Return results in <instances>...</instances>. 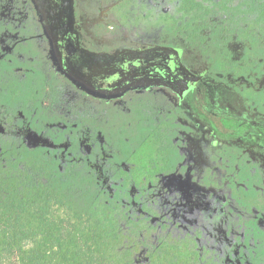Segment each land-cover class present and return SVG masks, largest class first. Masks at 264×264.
<instances>
[{"label": "flooded vegetation", "instance_id": "obj_1", "mask_svg": "<svg viewBox=\"0 0 264 264\" xmlns=\"http://www.w3.org/2000/svg\"><path fill=\"white\" fill-rule=\"evenodd\" d=\"M243 12L211 0H0L3 91L45 83L37 110L32 99L0 113L1 138L80 156L105 179L143 149L147 172L161 166L131 190L142 235H190L222 264H264V31L259 50L239 40Z\"/></svg>", "mask_w": 264, "mask_h": 264}, {"label": "trees", "instance_id": "obj_2", "mask_svg": "<svg viewBox=\"0 0 264 264\" xmlns=\"http://www.w3.org/2000/svg\"><path fill=\"white\" fill-rule=\"evenodd\" d=\"M211 2L215 9L236 10L237 18H241L239 11H251L242 13V26L247 25V31L241 32L239 25L236 36L239 40L247 36L259 50L264 0ZM196 8L190 3L189 9ZM197 36L204 44L197 47L205 53L211 40L206 35ZM6 70L16 78L11 69ZM1 82L0 113L17 114L12 107L23 100L33 99V108H39L45 85L42 77L25 82V95H19L15 86L4 92ZM12 84L17 85V79ZM131 148L127 144L119 147L128 159L132 158ZM67 153L74 155L75 147ZM139 153L134 156L139 158L135 167L120 169L105 179L79 160L80 156L62 160L56 152L25 147L13 137L6 142L0 135V264H222L213 250L194 236L170 235L153 241L148 234H141L145 225L128 217L132 188L147 187L161 166L155 164L156 168L147 172L145 165L152 156L145 161L143 149Z\"/></svg>", "mask_w": 264, "mask_h": 264}, {"label": "rangeland", "instance_id": "obj_3", "mask_svg": "<svg viewBox=\"0 0 264 264\" xmlns=\"http://www.w3.org/2000/svg\"><path fill=\"white\" fill-rule=\"evenodd\" d=\"M261 85H264V80L261 81ZM27 142L29 145L36 144L39 142L38 138L32 137L31 135L27 137Z\"/></svg>", "mask_w": 264, "mask_h": 264}]
</instances>
